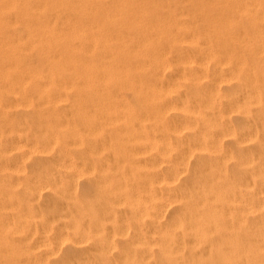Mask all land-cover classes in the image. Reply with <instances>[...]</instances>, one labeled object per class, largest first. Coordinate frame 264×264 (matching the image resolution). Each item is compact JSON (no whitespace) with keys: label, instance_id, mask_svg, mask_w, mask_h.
I'll use <instances>...</instances> for the list:
<instances>
[{"label":"rangeland","instance_id":"rangeland-1","mask_svg":"<svg viewBox=\"0 0 264 264\" xmlns=\"http://www.w3.org/2000/svg\"><path fill=\"white\" fill-rule=\"evenodd\" d=\"M18 24L0 28V43L17 47L25 64L17 67L0 48V65L11 70L0 69V264H240L243 252L264 242V209H250L253 198L264 205V152L241 150L236 140L255 129L264 137V88L258 96L252 85L215 79L236 62L209 59L200 69L195 61L183 78L171 54L169 68L155 74L164 101L175 105L163 114L195 125L172 140L234 130L235 140L225 135L222 142L233 152H90L96 140L88 127L106 121L74 102L101 91L64 89L46 83L45 75L26 74L29 61L46 68L51 62H40L41 43L30 53L35 42ZM245 25L240 21L233 31ZM249 61L264 66V57ZM121 93L141 110L134 94ZM53 96L60 100L46 102ZM185 96L201 113L179 108ZM75 130L85 146L73 142ZM248 157L253 161L244 162Z\"/></svg>","mask_w":264,"mask_h":264},{"label":"bare ground","instance_id":"bare-ground-1","mask_svg":"<svg viewBox=\"0 0 264 264\" xmlns=\"http://www.w3.org/2000/svg\"><path fill=\"white\" fill-rule=\"evenodd\" d=\"M240 21L247 28L234 32ZM17 23L24 27L30 42H35L34 46L28 44L30 53L37 52L35 48L41 43L44 48L37 53L40 62H51L46 68L32 67L29 61L28 69L23 70L26 74L45 75L46 83L64 89L80 85L101 91L99 95H80L74 102L97 109L106 121L101 128L88 127L96 140L88 147L90 152H233L224 149L222 142L225 135L234 139V130H226L220 138L198 135L191 142L172 140L173 135L195 125L169 120L163 114L175 105L164 101V83L155 74L169 68L167 57L171 54L181 63L183 78L188 77L184 71L191 70L193 62L205 69L209 59H217L236 62L227 76L216 75L217 81L236 79L252 85L258 96L264 88V66L249 61L264 57V0H0V28L6 25L8 30ZM0 44L1 52L12 55L17 67L25 65L17 47ZM219 53L223 56L218 57ZM8 68L0 65L2 72H10ZM244 71L248 76L241 75ZM116 87L118 92H114ZM122 91L134 94L141 104L140 112ZM59 100L53 96L46 102ZM179 108L201 113L187 96L179 101ZM257 136L256 129L242 131L236 138L237 146L246 152H264V137ZM71 137L75 145L85 146L81 133L75 130ZM49 138L59 141L57 136ZM243 142H249L248 147ZM252 161V157L244 160ZM250 205V209H264L256 198ZM263 249L261 241L250 246L240 264H264Z\"/></svg>","mask_w":264,"mask_h":264}]
</instances>
